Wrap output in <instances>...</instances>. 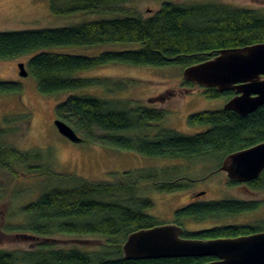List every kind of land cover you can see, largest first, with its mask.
<instances>
[{"label":"trees","instance_id":"obj_1","mask_svg":"<svg viewBox=\"0 0 264 264\" xmlns=\"http://www.w3.org/2000/svg\"><path fill=\"white\" fill-rule=\"evenodd\" d=\"M132 1L50 0L54 16L77 13L121 16L72 27L0 32V61L32 55L26 66L42 95L93 87L116 93L125 91L130 81L75 75L112 64L185 69L213 58L222 50L264 43V14L256 9L164 0L155 13L143 17L122 8ZM109 43H138L140 48L94 57L57 51ZM185 85L195 87L189 82ZM20 92L18 83L0 81V94ZM203 94L207 98L234 96L233 92L219 93L215 89H205ZM56 112L61 120L83 135V141L91 140L152 158L189 164L215 163L219 169L226 156L264 142V105L246 117L224 109L191 114L190 126L205 127L192 136L167 128H158L152 134L154 126L165 118V111L118 98L71 95L58 104ZM10 122L12 119H5L6 124ZM10 132V129L0 131V169L13 176L22 170L26 176L56 178L59 183L22 208L27 219L17 227L20 233L45 240L56 235L100 237L104 238V244L95 251H84L57 249L44 242L26 252L0 251V264H206L214 259L127 260L123 256V245L129 234L162 224L146 213L154 207L153 200L144 195L149 191L147 187L159 193H175L193 184L181 176L179 165L143 168L125 172L113 181L92 182L52 171L51 165L44 164L46 156L40 151L20 152L3 143L2 138ZM229 185L241 184L230 180ZM245 185L264 190V171L258 179ZM259 206L257 202L234 199L200 202L180 208L175 218L177 222L220 220L255 212ZM263 231L264 219L248 225L208 228L187 233L185 237L214 240Z\"/></svg>","mask_w":264,"mask_h":264},{"label":"rangeland","instance_id":"obj_2","mask_svg":"<svg viewBox=\"0 0 264 264\" xmlns=\"http://www.w3.org/2000/svg\"><path fill=\"white\" fill-rule=\"evenodd\" d=\"M163 1L134 0L122 5V8L149 17L160 8ZM170 1L225 4L236 8L256 9L264 14V0ZM118 16L121 15L77 13L71 16H54L50 10V0H0V32L72 27ZM138 48H140L138 43H109L97 47L57 49V51L94 57L105 52ZM31 56L0 61V81L14 82L21 86L20 93L0 94V131L11 130L2 138L3 143L20 152L40 151L46 156L44 164L51 165L52 171L76 175L92 182L113 181L121 178L125 172L143 168L179 165L182 168L181 176L193 181L189 189L175 193H159L147 187L149 191L144 193L154 202V207L146 213L163 224L174 223L176 211L193 200L208 202L234 199L257 202L260 206L255 212L220 220L202 222L184 220V228L189 231H200L217 226L248 225L264 219V190H253L247 185H229L227 174L215 163L189 164L181 160L152 158L91 140L73 143L62 136L54 125V121L59 118L56 112L58 104L71 95H89L118 98L138 103L143 107L163 110L166 113L165 118L154 126L152 134L158 128H167L192 136L205 130V127L190 126L189 115L202 111L221 110L228 102V98L225 96L207 98L203 94L204 88L185 85L182 77L183 69L178 66L151 67L124 64L81 71L75 76L130 81L125 91L109 93L103 88L93 87L50 96L42 95L38 91L36 80L31 75L27 77L19 75L18 64H25L27 69L26 65ZM6 118L12 119V122L6 124ZM77 134L84 139L81 133ZM58 184L56 178L26 176L22 170H18L17 175L13 176L0 169V251L26 252L36 249L44 242L57 249L77 248L95 251L104 244V238L100 237L56 235L45 240L25 236L27 234L24 232L20 233L17 227L27 219L22 208L35 201L44 191ZM201 192L204 194L198 196Z\"/></svg>","mask_w":264,"mask_h":264},{"label":"water","instance_id":"obj_3","mask_svg":"<svg viewBox=\"0 0 264 264\" xmlns=\"http://www.w3.org/2000/svg\"><path fill=\"white\" fill-rule=\"evenodd\" d=\"M18 67L21 77L29 75L25 64ZM182 77L200 88L233 92L223 109L246 117L264 105V43L222 50L207 61L183 69ZM54 125L69 141L82 142L60 118ZM220 170L240 184L258 179L264 171V142L226 156ZM183 233L177 224L137 230L127 236L123 256L127 260L214 257L217 260L206 264H264V231L214 240L187 239Z\"/></svg>","mask_w":264,"mask_h":264},{"label":"flooded vegetation","instance_id":"obj_4","mask_svg":"<svg viewBox=\"0 0 264 264\" xmlns=\"http://www.w3.org/2000/svg\"><path fill=\"white\" fill-rule=\"evenodd\" d=\"M230 181V180H229ZM241 185H245V184H241ZM193 203H200V201L198 202V201H192L190 204H193ZM185 222V221H184ZM184 222L182 221V222H177V219L175 218V221H174V223H171V224H177V225H179V226H181L182 228H183V230H184V233H183V237L184 238H187V239H191V238H188V237H185V235L187 234V233H191V232H195V231H189V230H186L185 228H184ZM163 224V223H162ZM214 258V257H213ZM214 260H217L216 258H214L212 261H214Z\"/></svg>","mask_w":264,"mask_h":264}]
</instances>
